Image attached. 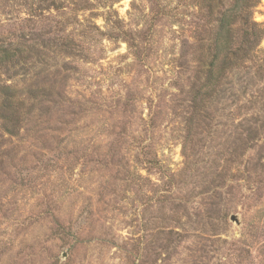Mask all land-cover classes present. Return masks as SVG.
Returning a JSON list of instances; mask_svg holds the SVG:
<instances>
[{
  "label": "rangeland",
  "instance_id": "obj_1",
  "mask_svg": "<svg viewBox=\"0 0 264 264\" xmlns=\"http://www.w3.org/2000/svg\"><path fill=\"white\" fill-rule=\"evenodd\" d=\"M102 1L134 34L137 50L79 35L89 19L109 28L104 16L95 18L102 9L79 15L69 29L83 38L78 56L33 72H42L39 82H55L54 102L39 105L17 135L0 121V264H264V151L241 166L218 165L224 141L196 133L184 140L172 61L201 24L196 0ZM4 15L0 45L19 42L20 20L40 25L27 13ZM254 21L264 27V0ZM5 82L0 77V88ZM15 82L26 91L22 78ZM140 149L177 175L176 207L182 197L193 199L194 223L180 206H151L147 185L165 180L138 167ZM244 249L251 255L239 260Z\"/></svg>",
  "mask_w": 264,
  "mask_h": 264
},
{
  "label": "trees",
  "instance_id": "obj_2",
  "mask_svg": "<svg viewBox=\"0 0 264 264\" xmlns=\"http://www.w3.org/2000/svg\"><path fill=\"white\" fill-rule=\"evenodd\" d=\"M95 2L102 5L96 6ZM195 2L201 24L191 38L192 44L184 41L182 54L174 55L172 61V67L178 70L179 81L175 82V87L180 98L176 104L182 108L180 117L186 129L184 140L187 143L196 133L224 141L225 145H217L223 151L217 153L214 163L241 166L248 154L257 149L264 151V27L254 21V10L260 0H230L228 5L223 0ZM113 8L112 4L105 5L102 0H0V11L5 15L27 13L31 18H38L37 23L41 25L33 29L31 19L24 25L18 17L14 18L19 21L18 29L13 33H18L14 40L19 42L10 40L0 45V77L6 81L0 88V121L5 133L17 135L23 122L32 117L39 105L54 102L55 82L49 79L39 82L42 72L36 75L33 72L42 67L49 71L58 65L57 62L78 56L84 41L81 37L76 39L75 31H71L79 22V15L102 9L101 15H95V18L104 16L109 26L108 31H102L95 24L89 25V19L79 35L95 41H124L137 50V39L124 29ZM141 40L146 42L147 37L143 36ZM56 72L57 69L53 75ZM18 78H22L26 91L18 89L15 82ZM136 163L148 175L155 170L163 178L161 181L165 180L161 185H147L151 188L148 191L152 195L151 206L165 212L172 204L168 212L176 211L180 206L176 207L179 199L174 198L179 192L177 175L165 170L152 151L143 153L140 149ZM139 178L148 181L142 175ZM182 201L184 206L180 207L185 211L186 223L193 222V217L198 216L192 214L198 209L195 201L187 197H182ZM169 220L173 221V217ZM183 220L179 219L177 223L181 224ZM162 234L158 233V237ZM241 252L244 255L239 253L237 258L248 260L251 252L248 249Z\"/></svg>",
  "mask_w": 264,
  "mask_h": 264
},
{
  "label": "water",
  "instance_id": "obj_3",
  "mask_svg": "<svg viewBox=\"0 0 264 264\" xmlns=\"http://www.w3.org/2000/svg\"><path fill=\"white\" fill-rule=\"evenodd\" d=\"M231 221L238 224V225L240 224L237 216H235V215L231 217Z\"/></svg>",
  "mask_w": 264,
  "mask_h": 264
}]
</instances>
